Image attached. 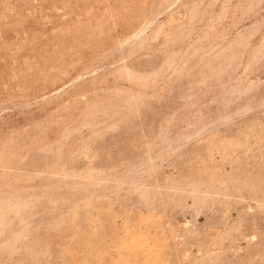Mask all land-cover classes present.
Segmentation results:
<instances>
[{"label": "rangeland", "instance_id": "obj_1", "mask_svg": "<svg viewBox=\"0 0 264 264\" xmlns=\"http://www.w3.org/2000/svg\"><path fill=\"white\" fill-rule=\"evenodd\" d=\"M0 264H264V0H0Z\"/></svg>", "mask_w": 264, "mask_h": 264}]
</instances>
